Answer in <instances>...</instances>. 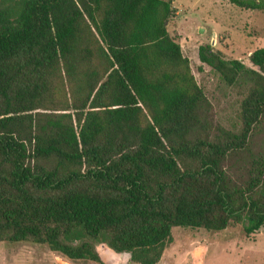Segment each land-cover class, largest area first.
<instances>
[{
	"label": "trees",
	"instance_id": "16d2710c",
	"mask_svg": "<svg viewBox=\"0 0 264 264\" xmlns=\"http://www.w3.org/2000/svg\"><path fill=\"white\" fill-rule=\"evenodd\" d=\"M172 2L0 0L1 241L104 264L100 242L156 264L172 227L236 222L250 235L264 225V154L251 151L264 47L249 66L198 47L227 84L247 85L240 129H226L168 32ZM77 228L92 241H74Z\"/></svg>",
	"mask_w": 264,
	"mask_h": 264
},
{
	"label": "rangeland",
	"instance_id": "374dc122",
	"mask_svg": "<svg viewBox=\"0 0 264 264\" xmlns=\"http://www.w3.org/2000/svg\"><path fill=\"white\" fill-rule=\"evenodd\" d=\"M255 1V0H251ZM264 5V0H261ZM175 13L167 29L180 44L189 59L191 72L211 104L212 118L226 129H240L238 101L247 85L227 84L219 73L198 58V47L209 44L226 58L238 59L249 66L251 51L264 47V9H246L229 0H173ZM251 151L264 154V123L255 130ZM229 173L238 182L243 180L238 165L227 163ZM242 223L232 222L221 231L172 227L171 239L156 264H264V225L255 233L246 235ZM74 241H92L83 229L71 233ZM95 248L104 264H140L130 259L127 252L116 253L104 243L95 242ZM0 264H97L72 261L48 245L30 241L0 240Z\"/></svg>",
	"mask_w": 264,
	"mask_h": 264
},
{
	"label": "crops",
	"instance_id": "0c3cea01",
	"mask_svg": "<svg viewBox=\"0 0 264 264\" xmlns=\"http://www.w3.org/2000/svg\"><path fill=\"white\" fill-rule=\"evenodd\" d=\"M255 40L258 41L259 44H261L260 42H263L264 41V36H262V37H260V36L259 37H256ZM258 48H261V47H258Z\"/></svg>",
	"mask_w": 264,
	"mask_h": 264
},
{
	"label": "water",
	"instance_id": "95a60500",
	"mask_svg": "<svg viewBox=\"0 0 264 264\" xmlns=\"http://www.w3.org/2000/svg\"><path fill=\"white\" fill-rule=\"evenodd\" d=\"M111 252H112V250H111Z\"/></svg>",
	"mask_w": 264,
	"mask_h": 264
}]
</instances>
